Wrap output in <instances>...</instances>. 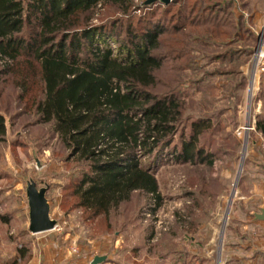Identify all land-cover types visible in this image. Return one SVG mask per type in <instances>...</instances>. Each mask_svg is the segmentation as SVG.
Returning a JSON list of instances; mask_svg holds the SVG:
<instances>
[{
	"label": "rangeland",
	"instance_id": "1",
	"mask_svg": "<svg viewBox=\"0 0 264 264\" xmlns=\"http://www.w3.org/2000/svg\"><path fill=\"white\" fill-rule=\"evenodd\" d=\"M145 2L98 0L70 19L109 37L116 55L137 37L156 35L150 52L160 67L147 89L156 101L175 99L180 110L172 134L152 152L138 151L157 194L135 191L105 215L79 207L75 191L89 167L37 113L40 83L28 58H0V264H90L96 255L107 257L100 264H237L243 255L231 243L253 233L244 225L263 201L264 128L256 122L264 118L253 103L264 93V72L252 76L264 0ZM201 117L209 124L195 144L207 163L178 156ZM30 179L47 187L52 230H28Z\"/></svg>",
	"mask_w": 264,
	"mask_h": 264
},
{
	"label": "trees",
	"instance_id": "2",
	"mask_svg": "<svg viewBox=\"0 0 264 264\" xmlns=\"http://www.w3.org/2000/svg\"><path fill=\"white\" fill-rule=\"evenodd\" d=\"M97 1L0 0V58L14 61L24 55L36 68L37 113L89 167L77 183V205L105 215L135 191L157 194L156 179L137 160L138 151L150 153L172 134L180 110L175 99L156 101L147 89L160 67L150 52L156 35L147 33L143 41L134 36L131 47L116 55L109 37L96 38L98 32L86 25L75 28L70 18L91 10ZM29 21L34 23L30 26ZM27 23L32 29L26 41L22 36ZM208 124L202 117L191 122L180 158L208 162V154L195 144ZM256 128H264L260 117Z\"/></svg>",
	"mask_w": 264,
	"mask_h": 264
},
{
	"label": "crops",
	"instance_id": "3",
	"mask_svg": "<svg viewBox=\"0 0 264 264\" xmlns=\"http://www.w3.org/2000/svg\"><path fill=\"white\" fill-rule=\"evenodd\" d=\"M253 108L256 109V115H261L264 118V93H261L257 100L254 101ZM260 195L262 196L263 201L257 205H253V208H251L249 212L250 215L244 225L249 228L248 230H253L250 231L253 233L241 237V239L244 240V243H240L239 240L231 243V245L237 249V254L243 253V255L234 258L237 264H264V220H256L254 218V213H259L260 209L264 208V184L260 190ZM247 237L256 240L252 241L249 239V241L246 239Z\"/></svg>",
	"mask_w": 264,
	"mask_h": 264
},
{
	"label": "water",
	"instance_id": "4",
	"mask_svg": "<svg viewBox=\"0 0 264 264\" xmlns=\"http://www.w3.org/2000/svg\"><path fill=\"white\" fill-rule=\"evenodd\" d=\"M155 0H146L145 4H149ZM165 3L169 0H161ZM47 187H37L36 182L32 179L26 182L25 193L28 204L29 232L35 234L54 229L56 220L50 217V205L46 198ZM256 220H264V208L259 213H254ZM107 259L104 255H96L90 264H100Z\"/></svg>",
	"mask_w": 264,
	"mask_h": 264
},
{
	"label": "built area",
	"instance_id": "5",
	"mask_svg": "<svg viewBox=\"0 0 264 264\" xmlns=\"http://www.w3.org/2000/svg\"><path fill=\"white\" fill-rule=\"evenodd\" d=\"M255 35L257 37V45L254 49V64H255V71L253 74V80L258 72H264V20L259 28L255 31ZM245 129H249L246 127ZM260 144L264 149V138L260 139ZM263 252H264V245H263Z\"/></svg>",
	"mask_w": 264,
	"mask_h": 264
},
{
	"label": "bare ground",
	"instance_id": "6",
	"mask_svg": "<svg viewBox=\"0 0 264 264\" xmlns=\"http://www.w3.org/2000/svg\"><path fill=\"white\" fill-rule=\"evenodd\" d=\"M253 77V76H252Z\"/></svg>",
	"mask_w": 264,
	"mask_h": 264
}]
</instances>
